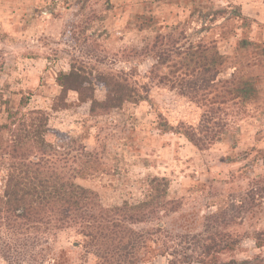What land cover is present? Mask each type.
Listing matches in <instances>:
<instances>
[{"label":"rangeland","instance_id":"rangeland-1","mask_svg":"<svg viewBox=\"0 0 264 264\" xmlns=\"http://www.w3.org/2000/svg\"><path fill=\"white\" fill-rule=\"evenodd\" d=\"M235 7L216 0H0V124L10 110H43L37 155L96 191L106 209L142 200L153 176L169 180L174 206L126 221L132 232L99 243L79 225L33 231L26 240L41 235L42 247L23 254L26 264H202V244L217 234L237 240L215 253L219 264L264 256L254 238L264 232V65L240 41L261 42L264 33L244 24ZM219 8L224 13L212 19ZM202 27V36L193 32ZM191 42L215 44L226 56L203 101L183 91L185 75L170 62L153 66L156 52ZM74 60L93 75H125L139 101L90 115L89 97L69 90L60 105L58 76ZM247 76L260 77L258 94L238 103L228 91ZM105 94L96 85L94 98Z\"/></svg>","mask_w":264,"mask_h":264},{"label":"trees","instance_id":"trees-1","mask_svg":"<svg viewBox=\"0 0 264 264\" xmlns=\"http://www.w3.org/2000/svg\"><path fill=\"white\" fill-rule=\"evenodd\" d=\"M235 6L236 16L244 24L251 23L250 18L241 14L239 6ZM223 13L224 10L219 8L214 10L211 17L214 19V14ZM207 15L205 13L203 17ZM203 29L202 27L193 32L202 36ZM240 41L243 48L253 47L264 65V41ZM154 57L156 62L153 66L159 67L170 62L172 72L180 70L185 75L181 82L183 91L202 101L203 91L210 87V78L216 74L226 58L215 44L200 42H191L186 47L172 46L168 50L156 52ZM78 62L74 60L70 69L58 76L61 87L58 98L60 105H64V97L69 90L89 97L90 115L106 114L126 102L139 101L140 94L125 75L112 72H97L93 75L92 71H86ZM259 82V76L241 77L228 94L232 95V100L239 101L238 103L250 101L257 97ZM96 85L106 87L103 100H97L93 96ZM221 97L223 104L226 102L225 95ZM47 120L46 113L40 109L28 112L10 110L7 121L0 124V260L4 264H26L23 254L29 249L42 247L41 235L37 238L35 236L33 242L26 240L29 233L36 230H60L63 227L79 225L81 234L90 242L99 243L122 236L125 231L132 232L131 228L124 226L126 221L144 222L158 211H172L173 201L167 198L169 180L165 177L149 178L147 193L139 202H125L113 209H106L99 203L96 191L53 171L42 156L37 155L38 152L43 153ZM183 134L199 147L189 130L186 129ZM261 160L264 166V154ZM260 181L256 183L259 184ZM161 227L162 223L159 222L156 232H160ZM216 236L208 237V242L202 244V264H219L215 253L233 249L236 245L237 240L230 239L228 235ZM254 238L257 247L264 245V232H256ZM74 245L78 246L79 243L75 242ZM244 262L264 264V256L256 255Z\"/></svg>","mask_w":264,"mask_h":264},{"label":"crops","instance_id":"crops-1","mask_svg":"<svg viewBox=\"0 0 264 264\" xmlns=\"http://www.w3.org/2000/svg\"><path fill=\"white\" fill-rule=\"evenodd\" d=\"M222 4L233 3L239 6L242 15L250 18L256 25L263 27L264 33V0H216Z\"/></svg>","mask_w":264,"mask_h":264}]
</instances>
